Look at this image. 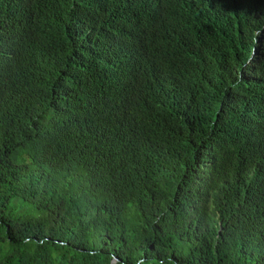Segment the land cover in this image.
Here are the masks:
<instances>
[{"label": "trees", "instance_id": "1", "mask_svg": "<svg viewBox=\"0 0 264 264\" xmlns=\"http://www.w3.org/2000/svg\"><path fill=\"white\" fill-rule=\"evenodd\" d=\"M0 264H264V0H0Z\"/></svg>", "mask_w": 264, "mask_h": 264}, {"label": "rangeland", "instance_id": "2", "mask_svg": "<svg viewBox=\"0 0 264 264\" xmlns=\"http://www.w3.org/2000/svg\"><path fill=\"white\" fill-rule=\"evenodd\" d=\"M28 190V181L24 178H21L17 184L16 192L18 194H24Z\"/></svg>", "mask_w": 264, "mask_h": 264}]
</instances>
